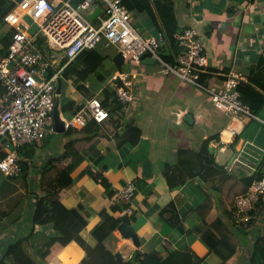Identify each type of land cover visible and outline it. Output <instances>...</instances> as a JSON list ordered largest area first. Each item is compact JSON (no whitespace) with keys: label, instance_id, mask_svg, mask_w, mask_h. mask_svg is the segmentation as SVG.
<instances>
[{"label":"crops","instance_id":"0c3cea01","mask_svg":"<svg viewBox=\"0 0 264 264\" xmlns=\"http://www.w3.org/2000/svg\"><path fill=\"white\" fill-rule=\"evenodd\" d=\"M8 1L15 2L2 0L0 9ZM173 1L179 24L192 26L205 37L210 74L207 83L220 91L230 73H240L241 81H255L264 87V0ZM132 18L137 27L141 25L143 34L158 30L148 12H135ZM8 32L2 23L0 39ZM163 48L167 50L165 59H173L172 44L166 41ZM5 54L0 43V58ZM149 57L137 66L127 61L133 68L126 71L137 73L139 98L126 103L124 113L110 114L99 127L92 124L84 129L55 131L19 149V162L24 164L20 162L22 173L17 176L7 177L0 168V264H18L14 262L17 253L9 254L17 242H22L20 256L24 252L36 264H82L87 257L86 246L78 240L60 247L52 224L34 222L37 200L46 190L62 197L69 210L79 208L81 217L88 216L81 232L86 243L108 218H129L127 222L135 227L139 245L131 237L122 236L117 227L95 250L98 264H106L111 258L142 262L146 255L164 259L175 249L194 250L202 258L200 264H264V219L247 228V233L238 232L236 227L227 233L222 228L227 241L215 235L214 230L221 232L217 224L208 230L215 218L212 215L230 210L234 197L247 189L245 175L233 169L235 174L213 192L199 180L201 165L196 150L203 141L218 134L210 143L214 153L219 145L231 146L248 121L244 125L234 123L238 130L229 136V114L227 126H221L219 113L210 107L209 101L213 100L204 89L175 74L162 73L160 64ZM71 86L69 81L67 88L74 89ZM163 89L174 97L153 107L157 104L154 97ZM84 97L75 105L73 101L68 104L72 111ZM175 99L182 101L172 103ZM61 116L65 118L62 110ZM127 120L140 127V135L132 134L137 137L134 143L121 141ZM212 123L216 126L210 128ZM10 148L8 142L0 145V158ZM128 179L137 183L130 214L113 198ZM170 202L177 206L185 231L178 232L161 216V208ZM260 207H256L258 215ZM72 217L70 214L68 218Z\"/></svg>","mask_w":264,"mask_h":264},{"label":"built area","instance_id":"2783aa9c","mask_svg":"<svg viewBox=\"0 0 264 264\" xmlns=\"http://www.w3.org/2000/svg\"><path fill=\"white\" fill-rule=\"evenodd\" d=\"M97 7L100 12L92 20L88 15ZM3 23L11 32L6 54L0 58V84L4 89L0 94V140L6 138L13 147L0 159V168L7 177L22 173L19 149L56 131L53 111L64 68L82 51L101 44L116 47L135 66L145 56H152L162 73L175 74L204 89L215 106L229 114L228 127L233 134L238 130L234 123L244 125L253 119L264 125V116L242 99L240 73H230L220 91L201 81V72L209 68V57L204 35L192 26L173 33L176 62H170L159 52L167 41L165 33L157 30L143 34L123 0H20ZM33 23L37 31H32ZM136 76V72L116 71L111 79L116 96L124 104L139 98ZM73 112L71 119L64 118L66 129H84L90 122L101 124L110 117L97 95L85 98ZM234 148L235 156L226 167L240 169L250 184L234 197L232 219L238 225H254L264 219L254 212L260 204L264 213V146L254 139L241 138ZM136 190V181L128 179L114 193L115 202L124 205L126 213H132Z\"/></svg>","mask_w":264,"mask_h":264},{"label":"trees","instance_id":"16d2710c","mask_svg":"<svg viewBox=\"0 0 264 264\" xmlns=\"http://www.w3.org/2000/svg\"><path fill=\"white\" fill-rule=\"evenodd\" d=\"M2 0H0L1 3ZM20 0H15V2L8 1L4 8L0 9V26L4 22L5 15L11 11L14 6ZM123 4L130 10L132 16L135 12H148L151 16L154 24L159 31H162L166 35L168 42L172 44L173 59H167L170 62H176L175 53L176 46L174 44L173 33L181 28L179 20L176 16L175 3L173 0H123ZM11 40V32L5 34L3 38L0 39L5 51L9 46ZM104 48L100 46L87 49L79 53L63 70L61 80H62V92L64 84L68 85L70 83L76 87L79 91L82 89H88L87 80L94 76L95 80L100 82H107L105 87H101L97 95L104 106L108 108L111 115L124 113L125 104L122 103L116 96V91L113 85H111V79L116 71H126L124 70L125 63L127 60L118 52L117 54H106L103 52ZM107 59L109 61L107 62ZM263 59V58H262ZM111 65L108 67L109 62ZM208 71L201 72V81H205L209 77ZM117 82H121L117 80ZM1 85V84H0ZM2 86V85H1ZM2 88V87H1ZM239 90L241 92L242 99L247 103L250 108L260 115L264 113V87H259L258 83L255 81H241L239 84ZM4 91V89H3ZM60 97H64V93H61ZM100 94V96H99ZM92 96V95H91ZM75 105V101H73ZM61 110L63 111L66 107L62 104ZM94 124L99 127L100 123L90 122L89 125ZM88 125V126H89ZM86 128V127H85ZM70 129H67L69 131ZM132 132H131V131ZM130 131V132H129ZM133 132L140 135V127L134 123L132 120L125 121V131L122 134L121 141L134 143L137 141V137L133 138ZM121 134V133H119ZM264 134V125H261L256 120H250L247 122L246 126L242 131L235 135L231 146L235 147L237 142L241 138H254L260 145L264 143L262 135ZM218 138V134H214L211 137L206 138L201 147L196 150L198 158L200 160L201 170L199 171V180L203 183V187L207 191L213 192L218 191L222 185L232 177L235 173L233 169H229L226 166L220 165L215 160L214 150L211 149L210 143L212 139ZM8 142L6 138L0 140V145H5ZM9 143V142H8ZM4 154L2 155V158ZM1 159V158H0ZM21 162V161H20ZM23 165L24 163L21 162ZM242 172L240 169H235ZM244 174V172H242ZM245 175V174H244ZM245 179L248 180V185L250 184L249 178L245 175ZM104 184L109 187L108 183L104 180ZM248 187V186H247ZM196 188V187H195ZM198 192V188H196ZM73 215L77 219H69V215ZM160 214L165 220L172 225L178 232L185 231L184 222L180 217L177 206L174 202H170L167 206L161 208ZM82 213L79 208L75 210H69L62 203V197L53 195L51 190H46L42 196L37 200L35 212H34V222L37 224H52L54 232H57L56 240L59 246L67 244L72 239L78 240L81 244L85 245L87 248V257L83 260L82 264H98L99 258L96 254L97 249H99L101 242L109 236L114 230L117 229L118 225L123 221H129L126 216L122 217H110L104 221L99 228L90 236V240L86 243L84 236L81 234L82 229L87 223L88 216L81 217ZM215 217L213 222L210 224L208 230H213L214 225L217 224L221 232L214 233L219 240L227 241L226 234L235 229H237L238 224L232 219V211L224 209L223 212H218V214H213ZM214 224V225H213ZM243 228L247 229L251 227V224L241 225ZM224 228V231H222ZM189 228L186 231L189 232ZM198 230H202V226L198 227ZM191 232V231H190ZM243 233V231H241ZM258 232H255L257 235ZM35 234V233H34ZM34 237V235H32ZM22 242H17L13 247L10 248L9 254H15L14 262L18 264H36L34 261L23 252L22 256L20 252V247ZM202 258L194 250H180L175 249L169 252V255L164 259H159L155 256L146 255L144 256L142 262L136 261L134 258L123 260L117 258H111L106 264H200Z\"/></svg>","mask_w":264,"mask_h":264},{"label":"rangeland","instance_id":"374dc122","mask_svg":"<svg viewBox=\"0 0 264 264\" xmlns=\"http://www.w3.org/2000/svg\"><path fill=\"white\" fill-rule=\"evenodd\" d=\"M76 3V2H75ZM26 19H27V21H29V23H31L32 22V19L30 18V17H26ZM133 19V18H132ZM135 21V19H133V22ZM138 26V25H137ZM139 27H141V25H139ZM138 27V28H139ZM140 29V28H139ZM38 30V26L35 24V23H33L32 24V31H37ZM146 35V34H145ZM165 45V44H164ZM164 45L160 48V50H159V52L162 54V56L164 57L165 55H166V52H167V50L165 49V48H163L164 47ZM100 46V48H104V49H102L103 50V52L104 53H110V54H117L118 53V50H117V48L116 47H114V46H109V47H105L103 44H101V45H99ZM165 58V57H164ZM109 61V59H107V62ZM168 61V60H167ZM111 65V61L109 62V64H108V67ZM131 68H133V67H131ZM130 67H128V64L127 63H125V66H124V70H129V69H131ZM108 82V81H107ZM107 82L105 83V82H100V83H98L96 80H95V77L94 76H92V77H90V79H88L87 80V84H88V90H86V89H82V90H78V89H76V87L75 86H71V88H74V89H70V87H69V89L67 88V85L66 84H64V88H63V92L62 93H64L63 95H64V97H60L61 98V102H60V106H62V104L66 107L64 110H63V114H64V116L66 117V118H68V119H71L72 117H73V114H74V112L71 110V107H69L68 106V104L71 102V101H75V99H78V100H76V104L77 103H79V102H81V99H82V97L83 96H86V97H88L89 95H94V94H98V90L101 88V87H105L106 86V84H107ZM205 85H207V86H211L209 83H207V81H204L203 82ZM196 92H201V93H204L201 89H199V88H193ZM62 95V94H61ZM60 95V96H61ZM99 96H100V94H99ZM101 97V96H100ZM174 96L173 95H171V94H168V91L167 90H165V89H163L162 90V93L160 94V95H158V96H155L154 97V99L156 100L155 102L157 103V104H154L153 105V107H158V106H162V105H164V104H166V103H168L172 98H173ZM182 100L181 99H175L172 103H175V104H178V103H180ZM83 102H85V97H84V99H83ZM154 102V103H155ZM209 103H210V107L212 108V109H215V112L217 111L219 114V119H220V122H221V126H227V124H226V120L228 119V113L226 112V111H223V110H217V108H216V106H215V104H214V102H212V101H209ZM61 108V107H60ZM263 116V115H262ZM205 123V122H204ZM212 126H216V124H214L213 125V123L210 125V128L212 127ZM205 127V126H204ZM209 129V128H208ZM196 133H198L199 134V131H198V129H195L194 130ZM12 148H10L9 149V151L11 150ZM8 151V152H9ZM232 204H231V207H230V209L232 208ZM254 212H256V210L254 211ZM258 215V214H257ZM260 216H264V213H263V210H261L260 211V214H259ZM251 232V231H250ZM260 255V254H259Z\"/></svg>","mask_w":264,"mask_h":264},{"label":"water","instance_id":"95a60500","mask_svg":"<svg viewBox=\"0 0 264 264\" xmlns=\"http://www.w3.org/2000/svg\"><path fill=\"white\" fill-rule=\"evenodd\" d=\"M100 12V7H97L89 13L88 17L92 20L96 19L97 15ZM152 61H155L154 57L150 56ZM57 96H56V104L53 111V122L54 126L57 132H64L66 130L65 128V119L61 116V109L59 107L60 104V95L62 93V80L60 79L58 81L57 85ZM235 156V148L233 146H223L219 145L216 148L215 151V160L223 166H228L231 164L233 158ZM237 229L240 231H243L244 233L248 232V229L243 228L241 225L237 226ZM118 230L124 237H131L136 245H139V236L137 234V231L135 227L132 224H129L128 222H121L118 225Z\"/></svg>","mask_w":264,"mask_h":264},{"label":"bare ground","instance_id":"6f19581e","mask_svg":"<svg viewBox=\"0 0 264 264\" xmlns=\"http://www.w3.org/2000/svg\"><path fill=\"white\" fill-rule=\"evenodd\" d=\"M226 131H227V133H228L229 136L232 135V130L231 129H227Z\"/></svg>","mask_w":264,"mask_h":264}]
</instances>
